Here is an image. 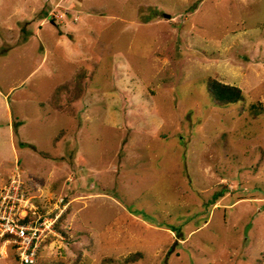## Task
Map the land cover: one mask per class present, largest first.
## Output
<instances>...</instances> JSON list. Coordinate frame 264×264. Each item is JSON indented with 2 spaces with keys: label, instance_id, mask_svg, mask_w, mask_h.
I'll use <instances>...</instances> for the list:
<instances>
[{
  "label": "rangeland",
  "instance_id": "374dc122",
  "mask_svg": "<svg viewBox=\"0 0 264 264\" xmlns=\"http://www.w3.org/2000/svg\"><path fill=\"white\" fill-rule=\"evenodd\" d=\"M16 172L52 222L30 264H264V0H0Z\"/></svg>",
  "mask_w": 264,
  "mask_h": 264
},
{
  "label": "built area",
  "instance_id": "2783aa9c",
  "mask_svg": "<svg viewBox=\"0 0 264 264\" xmlns=\"http://www.w3.org/2000/svg\"><path fill=\"white\" fill-rule=\"evenodd\" d=\"M27 194L17 172L0 190V237L13 246L20 262L32 263L42 236L51 231L52 222L41 215L34 217L33 202Z\"/></svg>",
  "mask_w": 264,
  "mask_h": 264
},
{
  "label": "trees",
  "instance_id": "16d2710c",
  "mask_svg": "<svg viewBox=\"0 0 264 264\" xmlns=\"http://www.w3.org/2000/svg\"><path fill=\"white\" fill-rule=\"evenodd\" d=\"M205 88L206 91L211 96L212 104L215 106L236 104L244 100L240 88H238L235 85L224 83L215 77L206 79ZM250 108L251 110H263V107L261 105L255 106L252 104L250 105ZM61 218H63V215H61L58 220H61ZM138 258H140V253H136L128 260L133 262ZM22 264H30V263L23 262Z\"/></svg>",
  "mask_w": 264,
  "mask_h": 264
}]
</instances>
